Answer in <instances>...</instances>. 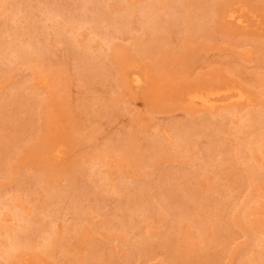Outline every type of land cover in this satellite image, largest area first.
<instances>
[{"label": "rangeland", "instance_id": "1", "mask_svg": "<svg viewBox=\"0 0 264 264\" xmlns=\"http://www.w3.org/2000/svg\"><path fill=\"white\" fill-rule=\"evenodd\" d=\"M66 1L19 12L18 0H0V206L17 204L28 225L16 247L0 227V264H264V140L247 144L253 114L264 112V0H237L245 24L222 17L224 0H180L182 33L168 28L171 0L159 3L153 29L126 17L147 0H76L77 33L59 35L54 6ZM46 12L36 43L55 58L72 52L68 65L7 49L30 37L28 14ZM123 15L121 34L92 40V27L113 31L107 17ZM131 67L146 75L137 90L122 78ZM222 84L242 85L253 102L198 110L182 100ZM110 129L123 137L109 139ZM59 144L65 154L54 160L47 149ZM10 210H0L2 224H14Z\"/></svg>", "mask_w": 264, "mask_h": 264}, {"label": "bare ground", "instance_id": "2", "mask_svg": "<svg viewBox=\"0 0 264 264\" xmlns=\"http://www.w3.org/2000/svg\"><path fill=\"white\" fill-rule=\"evenodd\" d=\"M33 0H18V2H17V7H16V11H24V12H27L29 9L28 8H30V6L28 7V5H30L31 4V2H32ZM37 2H38V5L39 4H42L43 5V3L44 4H46V6H47V2H46V0H36ZM53 1V0H52ZM60 1V0H59ZM74 2L76 1V0H73ZM162 1H164V0H147L146 1V3L144 4V5H142L141 7H140V11H139V15L138 16H133V17H131L130 15L132 14V13H134V11H131V13H127V19H131L132 18V22L133 23H138V24H140L141 26H144V27H146V28H150V29H153L155 26H156V28L157 27H159L161 24H162V18H161V16H160V12H159V6L158 5H160L159 3H161ZM183 1V0H182ZM182 1H180V0H171V4H173L175 7H176V11L175 12H173L172 14H171V19L168 21L169 22V24H170V26L171 27H168V28H171V30L174 32V33H182V30H183V28L181 27V21H182V19L180 20V17H181V15L183 14V12H182V6L184 5V3H186L185 1H187V0H185L184 1V3H183V5H181V3H182ZM224 1H226V5H225V7H224V11L222 12V17L225 19V20H227V21H236V22H239V23H241V24H245L246 22H247V18L244 16V14L242 13V11L239 9V8H237L236 7V5L239 3L237 0H224ZM232 1V2H231ZM74 2H72V1H70V0H67L66 1V5H64V6H54V7H56V11H59V13H61L63 16H64V20L61 22V20H60V25L59 24H57V25H59V27L56 29V33L57 34H63L67 29L68 30H70V31H75L76 29H78L79 27V25L77 26L76 25V16L77 15H81L82 14V11H80L82 8H81V4H80V2L82 3V0L79 2V3H74ZM86 2H88L87 0H86ZM90 2V4H91V0L89 1ZM231 2V3H230ZM27 3V5H25ZM33 3V2H32ZM50 3V2H49ZM58 2H54L53 4L55 5V4H57ZM60 3V2H59ZM61 3H62V1H61ZM65 3V2H64ZM63 3V4H64ZM99 3V2H98ZM100 3H102V2H100ZM100 3H99V5H100ZM120 3V2H119ZM228 3V4H227ZM35 4V3H34ZM87 4V3H86ZM123 4V3H122ZM41 5V6H42ZM58 5V4H57ZM95 5H96V3H95ZM94 5V6H95ZM105 5V4H104ZM84 6H85V3H84ZM103 6V5H102ZM185 6H187V3H186V5ZM238 6V5H237ZM39 7H40V5H39ZM38 7V8H39ZM87 7V6H86ZM125 8L127 7V6H124ZM248 7V6H247ZM35 8V7H34ZM43 8V7H42ZM45 8V7H44ZM49 8H51V5H50V7ZM88 8V7H87ZM96 8H98L97 6H96ZM123 8V7H122ZM124 8V9H125ZM186 8V7H185ZM15 9V8H14ZM40 9H41V7H40ZM55 9V8H54ZM54 9H51L50 11L53 13V11H54ZM83 9H85V7L83 8ZM39 10V9H38ZM101 10V9H100ZM161 10V9H160ZM185 10V9H184ZM15 11V10H14ZM35 11V10H34ZM40 11V10H39ZM46 11H49V10H47L46 9ZM92 11V13L95 11L94 9L93 10H91ZM98 11H99V9H98ZM102 11V10H101ZM104 12H105V10H103ZM33 12V11H32ZM51 12H46L45 13V16H46V14L47 13H49V14H51ZM85 12V11H84ZM10 13H12V12H10ZM58 13V14H59ZM100 13V12H99ZM109 13H110V11H109ZM125 13V12H124ZM123 13V14H124ZM177 15H176V14ZM14 14V13H13ZM19 14V13H18ZM17 14V15H18ZM31 14V13H30ZM30 14H28V18H29V23L28 22H24V23H26V24H24L25 26L24 27H26V28H29L30 29V33H28L29 35H30V37L29 38H27L26 39V41H24L25 42V45H16V44H11V45H9L8 46V48L7 47H2V52H3V49H8V50H10V53L12 54V56L14 55L16 58H17V60H18V58H19V61H20V59H23V58H25V59H28L29 58V56H28V58H26V55L28 54V53H37V58L40 60V61H42V62H44V63H47V64H57V61L58 60H60V61H62V62H59L60 64H66V65H68V58L71 56V53L72 52H70V53H68V54H65V55H63V56H61V57H57V58H55V57H53L54 56V54L51 52V54H50V56L48 55V53H47V51H46V46L45 45H42V46H39L37 43H36V40H37V37H38V34L40 33V34H42V36H43V32H46L45 30H44V20H49V18H50V15H49V18H48V16H46L47 17V19H44V17H41V16H35V15H33V16H31ZM34 14V13H33ZM37 14V13H36ZM42 14V11H41V13H40V15ZM77 14V15H76ZM86 14V13H85ZM84 14V15H85ZM116 14V13H115ZM126 14V13H125ZM179 14V15H178ZM181 14V15H180ZM16 15V14H15ZM21 15V14H20ZM25 15V14H24ZM76 15V16H75ZM87 15V14H86ZM109 15V14H108ZM246 15V14H245ZM43 16V15H42ZM83 16V15H82ZM117 16V15H116ZM180 16V17H179ZM21 17V16H20ZM24 17V16H23ZM26 17V18H27ZM84 17V16H83ZM86 17V16H85ZM85 17H84V20H85ZM89 17L91 18V17H93V15H89ZM88 17V18H89ZM126 17H125V15H123V16H119V17H107L108 18V20H109V23L108 24H106V26H109V28L111 27V29L113 28L114 30L113 31H110V32H108V30L107 31H104L103 30V27H101V26H94V27H92L91 26V24H93V22L95 21L94 19L95 18H93V22H89L90 24V27H92V29H94V36H93V38H92V40H95V37L96 36H101L102 37V39L104 38V39H108V40H111L112 39V37L113 36H115L116 34L115 33H119V31H120V29H123V27H122V25H124V21L126 22ZM26 18H23V19H26ZM63 18V17H62ZM99 18V21H100V17H98ZM101 18H102V16H101ZM170 18V17H169ZM51 19V18H50ZM97 19V18H96ZM79 21H80V19H78ZM86 20H88V19H86ZM85 20V21H86ZM90 20V19H89ZM78 21V22H79ZM131 21V20H130ZM88 22H86L87 24H88ZM96 22V21H95ZM193 22V21H192ZM2 23V22H1ZM28 23V24H27ZM101 23H103V22H101ZM239 23H237V24H239ZM249 23V22H248ZM247 23V24H248ZM23 24V23H22ZM48 24V23H47ZM78 24V23H77ZM11 25V24H10ZM15 25V24H14ZM104 25V24H103ZM127 25V24H126ZM2 26V25H1ZM7 26V25H6ZM56 26V25H55ZM106 26H105V28H106ZM183 26V25H182ZM245 26V25H244ZM4 27V26H3ZM3 27H1L2 29H4ZM51 27V26H50ZM74 27H76V29H74ZM143 27V28H144ZM163 27V26H162ZM184 27V26H183ZM187 28H191V26H190V24L189 25H187L186 26ZM10 28V27H9ZM104 28V29H105ZM164 28V27H163ZM167 28V27H166ZM189 28V29H190ZM2 29H0V30H2ZM10 29H12V28H10ZM16 29V28H15ZM46 29V28H45ZM55 29V28H54ZM108 29V28H107ZM7 29H4V31H6ZM13 30V29H12ZM11 30V31H12ZM68 30H67V32L66 33H68ZM164 30V29H163ZM167 30H169V29H167ZM10 31V30H9ZM14 31V30H13ZM69 31V32H70ZM136 31V30H135ZM150 31V30H149ZM16 32V31H15ZM48 33H49V30L47 31ZM53 32V31H52ZM106 32H108V33H106ZM132 32V31H131ZM134 32V31H133ZM138 32V31H137ZM142 32V31H141ZM157 32V31H156ZM162 32V31H161ZM160 32V33H161ZM164 32V31H163ZM24 33V32H23ZM22 33V34H23ZM65 33V34H66ZM76 33H77V30H76ZM124 33V32H123ZM158 33H159V31H158ZM172 33V32H171ZM21 34V32H20V35H22ZM50 34V33H49ZM49 34H48V36L47 37H49ZM69 34V33H68ZM119 34H121V33H119ZM153 34H155V33H153ZM0 35H1V32H0ZM17 35V34H16ZM27 35V34H26ZM26 35H24V36H26ZM47 35V34H46ZM149 36H150V34H148ZM152 35V34H151ZM160 35V34H159ZM169 35V34H168ZM171 35V34H170ZM23 36V35H22ZM22 36H19V38H21ZM44 36H45V34H44ZM51 36V35H50ZM72 36H74V38H76L75 36L76 35H73L72 34ZM122 36V35H121ZM132 36V35H131ZM160 36H162V35H160ZM46 37V38H47ZM63 37V36H62ZM152 37V36H151ZM24 38H26V37H24ZM45 38V39H46ZM50 38V37H49ZM49 38L48 39H46V40H49ZM61 38V37H60ZM70 38H71V35H70ZM73 37H72V39H74ZM90 38H91V36H90ZM62 39V38H61ZM183 39V38H182ZM1 40V39H0ZM14 40H15V38H14ZM18 40H20V39H18ZM24 40V39H23ZM108 40H106V41H108ZM165 40V39H164ZM22 41V40H21ZM53 41V40H52ZM88 41V40H87ZM148 41H150V40H148ZM20 42V41H19ZM47 42V41H46ZM72 42V41H71ZM1 43H6V42H3V41H1ZM1 43H0V45H1ZM21 43V42H20ZM44 43V42H43ZM83 43V42H82ZM91 43V42H90ZM147 43V42H146ZM181 43V42H180ZM48 44V43H47ZM51 44V43H50ZM49 44V45H50ZM74 44V43H73ZM75 44H76V41H75ZM83 44H85V43H83ZM86 44H88V43H86ZM148 44V43H147ZM150 44V43H149ZM153 44V43H152ZM8 45V44H7ZM78 45H79V43H78ZM139 45V44H138ZM140 45H146V44H144V42H141L140 43ZM2 46V45H1ZM52 46V45H51ZM81 46V45H80ZM86 46V45H85ZM148 46H150V45H148ZM84 47V46H83ZM145 47H147V46H145ZM78 48V47H77ZM82 48V47H81ZM6 49V50H7ZM103 49V48H102ZM144 46H143V51H144ZM150 49H152V48H150ZM150 49H149V51H150ZM48 50V49H47ZM49 50H51L50 48H49ZM88 50V49H87ZM98 50V49H97ZM104 50V49H103ZM101 51L102 53L101 54H103L104 53V51ZM81 51V50H80ZM85 51V50H84ZM142 51V50H141ZM147 51V50H146ZM75 52V51H74ZM82 52V51H81ZM99 52V51H98ZM80 53V52H79ZM63 54V53H62ZM77 54V53H76ZM100 54V55H101ZM0 55H1V53H0ZM3 55H4V53H3ZM52 55V56H51ZM95 55V54H94ZM93 55V56H94ZM104 55V54H103ZM10 55H9V59H10ZM74 57H76L75 56V53H74ZM87 57H89L86 53H80V55H78V58H80V59H83L84 61H85V59H87ZM92 57V56H91ZM11 58H13V57H11ZM15 58V59H16ZM95 58V57H94ZM79 59V60H80ZM24 60V59H23ZM88 61V60H87ZM16 62V61H15ZM90 62V61H89ZM81 65V64H80ZM101 66V65H100ZM131 66H133V65H131ZM101 69V71L100 70H97L96 72L100 75V78H97V79H103V78H105V80L108 78V76L107 75H109V74H105L106 72L107 73H109V71L107 70V69H105L103 66H102V68H100ZM104 69V70H103ZM127 69V68H126ZM76 70V69H75ZM105 71V72H104ZM103 72H104V74H103ZM77 73V72H76ZM91 74V73H90ZM96 74V73H95ZM98 74H97V76H98ZM86 76V75H85ZM102 76V77H101ZM106 76H107V78H106ZM110 76V75H109ZM123 79H124V84L126 85V87L128 86V87H132V88H134V89H139L140 87H142V85H143V83L145 82V80H146V75L145 74H143V73H141L140 71H138V70H136L135 69V67H131V69L129 70V71H125V72H123V77H122ZM90 80V79H89ZM87 81V80H86ZM93 81H94V79H93ZM232 83V82H231ZM89 84V83H88ZM94 84V83H93ZM92 85V84H91ZM198 85V84H197ZM200 85V84H199ZM221 85V84H220ZM222 85H224V84H222ZM203 86H205V85H203ZM203 86H201V87H203ZM210 86H212V85H210ZM242 86V85H241ZM240 85H237V84H234V85H227V86H219V87H214V85L211 87V88H194L193 90H190L189 91V89H188V92L186 93V96L182 99L183 100V102H184V104H186L188 107H190V108H194V109H206V110H209V109H214V108H216L215 106H217V105H219L218 103H222V106H223V103H225V105L227 104V106L229 105V104H235V105H244V106H248V105H250L252 102H253V99L254 98H252L251 96H250V94L248 93L249 91L247 90H245V88L244 87H241ZM83 87V86H82ZM197 87H199V86H197ZM185 91V90H184ZM102 92V91H101ZM106 93V92H105ZM183 93V92H182ZM182 95V94H181ZM220 103V104H221ZM185 105V106H186ZM218 107V106H217ZM260 112V111H259ZM264 113V112H263ZM262 112H260L259 114L257 113V114H253L254 116H253V118H251V122H252V129L251 130H249V134L253 137V139L251 140V141H248L247 142V144L248 143H251V144H254V143H257V142H262L263 140H264V132H260V131H257L256 129H255V127L257 126L256 124L258 123V122H260L259 121V119H262L263 117H261V114L262 115H264ZM105 116H106V114H105ZM104 115H103V117H105ZM109 130V129H108ZM105 134H107L108 135V137H109V139H117L118 137H123V135H124V132H122V131H119V130H111L110 129V131H107ZM54 141V140H53ZM64 142V141H63ZM50 146V145H49ZM65 149H64V145L63 144H59V145H57V146H55V147H50V148H48L47 149V153H48V155L52 158V159H54V160H56L55 158H60V157H62L65 153ZM253 154V153H252ZM49 157V158H50ZM51 159V160H52ZM93 169H95V168H93ZM97 169V168H96ZM99 171H100V168L98 169V170H95V172H94V170H93V172H94V174H95V176L99 179V181L102 179V181H103V177L101 176V175H99ZM262 177H264V172H262L261 174H260ZM114 186H113V184H112V187H111V191H113L114 190ZM145 188H142V190H144ZM97 200L98 201H104V198H103V196L102 195H100L98 198H97ZM11 200H8V201H5V203H4V205L3 206H0V210L1 209H3L4 207H9L11 210H12V212H13V216H12V221L14 222V224H12V225H8V224H2V222L0 221V227H1V230H2V232H3V234H5V235H7V238H8V240H9V245L11 246V247H16V246H19V245H21V244H23L24 243V240H23V236H21L20 234H19V231L20 230H22V229H26L27 227H28V225L26 224V223H24V221H26L27 220V216H24V213H25V211L21 208V209H19L20 207H17V204H16V202H15V204L16 205H14V204H12L11 205ZM13 203V202H12ZM74 204H75V202H73V201H71V202H69V206H71V207H75L74 206ZM11 210H10V212H11ZM40 210L38 209V210H36V212H39ZM10 223H11V221H10ZM60 241V240H59ZM57 242V241H56ZM55 242V243H56ZM58 244L59 243H61V242H57ZM56 243V244H57ZM63 243V242H62ZM65 244H69V243H65ZM54 245V244H53ZM60 245V244H59ZM57 246V245H56ZM52 247V246H51ZM53 247H55V246H53ZM19 254V253H18ZM21 254H23V253H21ZM11 255V254H10ZM18 256V255H17ZM17 256H16V258H17ZM19 256H21V255H19ZM15 258V260H16V262H17V259ZM21 259L19 260V264H23V263H25V261H23L22 259V256L20 257ZM18 259H19V257H18ZM13 260H14V258H13ZM12 262V261H11ZM18 263V262H17ZM13 264H15V263H13Z\"/></svg>", "mask_w": 264, "mask_h": 264}]
</instances>
